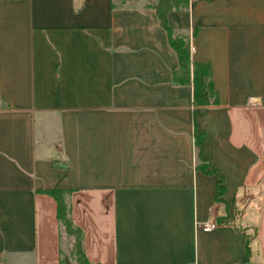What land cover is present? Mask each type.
Masks as SVG:
<instances>
[{"label":"crops","instance_id":"obj_1","mask_svg":"<svg viewBox=\"0 0 264 264\" xmlns=\"http://www.w3.org/2000/svg\"><path fill=\"white\" fill-rule=\"evenodd\" d=\"M156 1L0 0V264H76L53 187L91 264H264V0L167 12L211 64L200 105Z\"/></svg>","mask_w":264,"mask_h":264},{"label":"trees","instance_id":"obj_2","mask_svg":"<svg viewBox=\"0 0 264 264\" xmlns=\"http://www.w3.org/2000/svg\"><path fill=\"white\" fill-rule=\"evenodd\" d=\"M186 0H157L152 7L155 9L160 24L165 28L169 44L174 48L178 58V69L172 71L173 80L178 83H192L193 102L195 105L207 104L218 100V94L214 90L211 76V64L206 60L192 61L190 57V47L187 38L176 32L167 19V12L179 3H185ZM203 132H194V142L197 148V154L200 162L196 165L204 173H211L215 169H207L209 160L201 156ZM222 178L216 182L214 193L215 201H220L221 195L225 192V187L221 185ZM40 192L51 196L56 203V218L59 225L69 237L72 238L71 257L76 264H91L88 260L83 246V231L75 225L71 219V204L69 196L72 189L66 188H47ZM249 240L245 243V254L249 255ZM65 258V257H64ZM62 258L61 262H64Z\"/></svg>","mask_w":264,"mask_h":264},{"label":"built area","instance_id":"obj_3","mask_svg":"<svg viewBox=\"0 0 264 264\" xmlns=\"http://www.w3.org/2000/svg\"><path fill=\"white\" fill-rule=\"evenodd\" d=\"M216 227H217V223H216L215 219H212V218L206 220L201 225L202 230L206 231V232L211 231V230L215 229Z\"/></svg>","mask_w":264,"mask_h":264},{"label":"rangeland","instance_id":"obj_4","mask_svg":"<svg viewBox=\"0 0 264 264\" xmlns=\"http://www.w3.org/2000/svg\"><path fill=\"white\" fill-rule=\"evenodd\" d=\"M40 122H41V118L39 117V115H37V126H38V127L41 126V123H40ZM68 237H69V236L66 235V233H64V232L62 233V239H63V240H66Z\"/></svg>","mask_w":264,"mask_h":264}]
</instances>
